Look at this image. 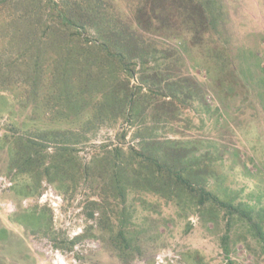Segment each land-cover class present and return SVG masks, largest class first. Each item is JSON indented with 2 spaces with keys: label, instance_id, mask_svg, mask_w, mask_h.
I'll return each instance as SVG.
<instances>
[{
  "label": "rangeland",
  "instance_id": "374dc122",
  "mask_svg": "<svg viewBox=\"0 0 264 264\" xmlns=\"http://www.w3.org/2000/svg\"><path fill=\"white\" fill-rule=\"evenodd\" d=\"M0 264H264V0H0Z\"/></svg>",
  "mask_w": 264,
  "mask_h": 264
},
{
  "label": "trees",
  "instance_id": "16d2710c",
  "mask_svg": "<svg viewBox=\"0 0 264 264\" xmlns=\"http://www.w3.org/2000/svg\"><path fill=\"white\" fill-rule=\"evenodd\" d=\"M68 4L69 3H66V4L64 3L62 8H58L57 6H55V9H54L52 7V10H54V11H53V13L50 14V16L55 14L53 32L55 33L56 36L58 35V37H59V47L62 48V49L66 48V46H68V44H69L68 41H70V38H73V36H71L70 34H72L73 31H76L74 29V27H77V25H78L77 22L82 20V23H84V21L86 19V14H77V13H75L74 10L76 11L77 7L76 8H72ZM171 5H176V4L173 2ZM178 7L182 8V3H179ZM183 8H184V6H183ZM33 9H35V12L39 15V16H37V18H39V20L42 19L43 18V13H41V12H43V11H41V7L39 5L38 6H33ZM37 21H38V19H37ZM100 45L103 46L104 48H106L104 44H100ZM113 57H115V59L117 57V59H116L117 64L123 65V59H122V55L121 54H118V55L117 54H113ZM68 62L69 61H66V60L62 61L63 64H66ZM76 63L78 65L81 64L80 62H77V61H76ZM91 64H92V62H91ZM123 67L125 68V65ZM67 72L68 71L66 70V67L64 65L63 66V70L61 72V74H62L61 79L63 77H66V78L69 77ZM113 73L114 72L111 73V76L106 81L107 84H109V85L114 84L116 82L115 79L118 78V76L113 75ZM130 77H131V74H130ZM90 80H95L97 82L101 81V76H97V78H94V79H89V81ZM123 80H124L123 89L126 90L128 88L129 78H125ZM62 83H67V81L59 82L60 92L62 94H65L67 92V89H66V87L63 86ZM116 94H119V93L116 92ZM65 97L66 98L68 97L67 93L65 94ZM132 97H133L132 92H127V91L123 92L122 98L117 103V107H119V109H120L119 112H122L126 107L130 108V106H131V108H132V105H133ZM104 103H105V100L103 101L102 104H104ZM98 109L100 111L102 110L100 107H98ZM40 146L43 147L44 145H40ZM42 147L40 149H38L36 151V153L40 152V150L42 151ZM160 152H162L161 153L162 155H159ZM39 154L40 155H37L35 158L31 157L30 159H28V161L23 160L22 158H19V160L16 161V164H17V166H19L20 165L19 161L20 162L22 161L24 163H28V165L32 166L33 168L40 167V165L43 164L42 160L45 159V157H44V155L41 154V152ZM159 156L162 157V160H164V162H159L158 161L159 160L158 158H160ZM165 157H166V151H164V150L161 151V149H159V150L153 149V150H151L148 159H150L154 163H163L164 164V169L166 167V171L169 172L170 169L167 166H165V164H167L166 161H165ZM174 176H175L177 182H181V183L189 186L186 183L187 180L185 178H183L180 174H176ZM201 192H202V194L200 195L201 198L199 199L200 202L205 201V200L212 201V202H215V203H219L220 202V201H218V199H217V197L215 195H212V193L207 192L204 189H202Z\"/></svg>",
  "mask_w": 264,
  "mask_h": 264
}]
</instances>
